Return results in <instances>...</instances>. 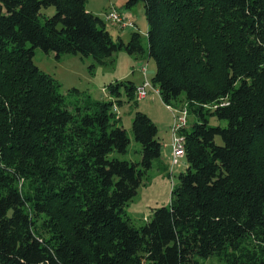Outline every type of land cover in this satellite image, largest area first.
Wrapping results in <instances>:
<instances>
[{
    "label": "trees",
    "instance_id": "trees-1",
    "mask_svg": "<svg viewBox=\"0 0 264 264\" xmlns=\"http://www.w3.org/2000/svg\"><path fill=\"white\" fill-rule=\"evenodd\" d=\"M138 3L152 86L165 106L184 107L198 122L182 129L185 171L170 205L134 228L123 208L160 157L157 127L136 112L140 162L113 157L129 144L113 103L68 111L33 58L38 49L102 65L118 50L143 53L140 35L114 43L85 0H0V264H199L246 236H264V0H126L124 7ZM49 8L54 13L42 16ZM108 89L130 101L135 84ZM19 178L33 194L18 189ZM40 216L49 219L48 239L37 231Z\"/></svg>",
    "mask_w": 264,
    "mask_h": 264
},
{
    "label": "rangeland",
    "instance_id": "rangeland-1",
    "mask_svg": "<svg viewBox=\"0 0 264 264\" xmlns=\"http://www.w3.org/2000/svg\"><path fill=\"white\" fill-rule=\"evenodd\" d=\"M126 0H85L86 11L106 22V28L114 43L127 44L132 33L140 35L139 43L144 52L141 54H128L124 49L114 52L104 60V64L98 65L91 57L80 58L77 55L67 54L55 58L54 53H44L35 50L33 63L44 74L49 75L59 85L58 91L64 97L66 109L72 113L76 108H85L88 102L113 103L115 119L119 118L117 126L123 128L129 139L125 154L113 153V157L139 163L141 159L140 145L135 142L132 134V121L136 112L147 115L157 127V140L160 143V157L153 161L151 168L142 180L136 196L128 201L122 215L124 220L134 227L139 228L152 218L154 209L168 207L171 202V192L178 183V175L185 171V160L180 164L172 166L171 161V125L174 112L165 106L156 88L149 90L146 98L136 100L135 96L130 101L125 97L123 90L117 95L111 96L109 85L120 81H131L138 85L143 79L140 68L146 66L147 79L149 82L155 73L153 60L147 57V23L144 9L141 3L130 10H126ZM115 10L126 20L134 24V29H121L116 25L107 22L105 15ZM42 16H51L53 8L41 12ZM43 21V18H40ZM76 89L78 92H72ZM179 109V108H178ZM208 117L210 125L225 126V122H219ZM198 118L192 114L188 115L187 129H191ZM61 177V176H60ZM62 179V177H61ZM68 182L53 183L56 188ZM74 185V180L71 181ZM76 183V182H75ZM18 189L23 193L32 192L31 185H28L23 178L17 179ZM37 231L48 239L52 230L49 219L40 216L35 219ZM199 264H264V236L250 235L244 237L236 249H228L220 256L208 259H198Z\"/></svg>",
    "mask_w": 264,
    "mask_h": 264
},
{
    "label": "built area",
    "instance_id": "built-area-1",
    "mask_svg": "<svg viewBox=\"0 0 264 264\" xmlns=\"http://www.w3.org/2000/svg\"><path fill=\"white\" fill-rule=\"evenodd\" d=\"M106 21L116 25L118 28L126 29L131 28L134 29V24L126 20L123 16H121L117 11L111 10L109 13L105 15ZM141 74L144 79L138 84L135 85L134 96L135 99L142 100L147 97L149 90H152L154 86H152L151 81L147 79V69L146 66L140 68ZM155 92L159 94L158 89L156 88ZM168 107V106H167ZM170 110L174 112L173 114V123L171 125V161L172 166L180 164V160L184 159L185 151H184V143L185 137L182 135V129L186 128L188 123V111L186 108L181 107L179 109H175L172 107H168Z\"/></svg>",
    "mask_w": 264,
    "mask_h": 264
},
{
    "label": "crops",
    "instance_id": "crops-1",
    "mask_svg": "<svg viewBox=\"0 0 264 264\" xmlns=\"http://www.w3.org/2000/svg\"><path fill=\"white\" fill-rule=\"evenodd\" d=\"M136 85V84H135Z\"/></svg>",
    "mask_w": 264,
    "mask_h": 264
}]
</instances>
